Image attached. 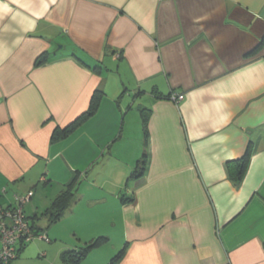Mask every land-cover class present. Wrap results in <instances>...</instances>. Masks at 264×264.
<instances>
[{
  "label": "crops",
  "instance_id": "crops-1",
  "mask_svg": "<svg viewBox=\"0 0 264 264\" xmlns=\"http://www.w3.org/2000/svg\"><path fill=\"white\" fill-rule=\"evenodd\" d=\"M0 180L57 185L8 264H264V0H0Z\"/></svg>",
  "mask_w": 264,
  "mask_h": 264
},
{
  "label": "built area",
  "instance_id": "built-area-1",
  "mask_svg": "<svg viewBox=\"0 0 264 264\" xmlns=\"http://www.w3.org/2000/svg\"><path fill=\"white\" fill-rule=\"evenodd\" d=\"M178 100L184 99V94L173 95ZM33 195H16V204L0 208V264H8L15 260L20 248L36 237L30 223V219L25 213V204L29 197ZM41 237H47V234H40Z\"/></svg>",
  "mask_w": 264,
  "mask_h": 264
},
{
  "label": "trees",
  "instance_id": "trees-1",
  "mask_svg": "<svg viewBox=\"0 0 264 264\" xmlns=\"http://www.w3.org/2000/svg\"><path fill=\"white\" fill-rule=\"evenodd\" d=\"M48 58L46 55L40 56L37 59V63H42L46 61ZM96 104V96L93 97V108ZM94 110V109H93ZM72 129V126L70 128H66L62 131H57L53 135V139L58 138L59 136L63 137L66 136L70 130ZM251 156V146L248 147L245 155L238 160L230 161L228 163L229 171L231 175H234L235 181L240 183L247 171L249 161ZM144 161L138 162V166L143 169ZM143 165V166H142ZM74 193L70 189L63 190L53 201L52 205L46 210V214L50 216V218L54 221H57L62 217L64 212L67 208L71 205L73 201ZM109 241V238L105 236H100L98 238H95L89 242H87L84 246L80 247L78 250H68L63 254V258L69 263V264H82L83 260L89 255V253L94 250L95 248H99L106 244ZM23 246L20 248V251L22 250Z\"/></svg>",
  "mask_w": 264,
  "mask_h": 264
},
{
  "label": "rangeland",
  "instance_id": "rangeland-1",
  "mask_svg": "<svg viewBox=\"0 0 264 264\" xmlns=\"http://www.w3.org/2000/svg\"><path fill=\"white\" fill-rule=\"evenodd\" d=\"M42 181H44V178H41ZM1 183V180H0ZM29 182H24L22 184H19V186H16L17 188H19L20 190H25V186L28 184ZM2 185H11L12 187L10 188L8 194H0V199L4 204H7L8 201L10 200V198H15L16 199V195L14 196L13 194V188H14V183H10V184H0V189ZM109 186H115L114 183H108ZM43 190V191H42ZM57 191V185L56 183H49L47 186L42 187V186H38V190L35 192L34 189L27 191V193L22 194V195H28L30 194V192H33V195L31 197H29V199L27 200V203L25 204V206H27L26 211H28V213H30V208L36 207V202H40L41 203V197L40 194H54ZM38 204V205H39ZM43 207V206H42ZM35 209V208H34ZM33 209V210H34ZM32 210V211H33ZM110 250V248H109Z\"/></svg>",
  "mask_w": 264,
  "mask_h": 264
}]
</instances>
